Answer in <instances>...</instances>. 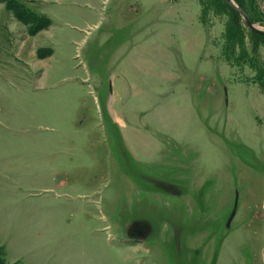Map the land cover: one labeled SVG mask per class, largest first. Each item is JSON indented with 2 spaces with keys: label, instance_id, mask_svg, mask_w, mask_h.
Listing matches in <instances>:
<instances>
[{
  "label": "rangeland",
  "instance_id": "1",
  "mask_svg": "<svg viewBox=\"0 0 264 264\" xmlns=\"http://www.w3.org/2000/svg\"><path fill=\"white\" fill-rule=\"evenodd\" d=\"M221 1L0 0V264H264V38Z\"/></svg>",
  "mask_w": 264,
  "mask_h": 264
},
{
  "label": "trees",
  "instance_id": "2",
  "mask_svg": "<svg viewBox=\"0 0 264 264\" xmlns=\"http://www.w3.org/2000/svg\"><path fill=\"white\" fill-rule=\"evenodd\" d=\"M200 1V5L202 7V15L208 13L211 9L214 10L215 7H218L221 4V0H199ZM238 2V4L244 9V3L241 2V0H236ZM226 2V1H225ZM223 3V2H222ZM224 6L229 7L228 9L233 11L234 14L236 16L240 15L239 13H237L234 9H232L227 2L224 4ZM245 10V9H244ZM246 11V10H245ZM247 12V11H246ZM238 14V15H237ZM248 14V13H247ZM251 19V18H250ZM252 21V20H251ZM237 29L233 28V25H228L227 29L224 33V39H225V44L223 46V55L225 56V59L228 62L231 63H237L239 62L241 59H245V55L246 52L245 51H241L242 55H237L236 54V50L238 47H242L243 46V42L240 39L241 34L237 32ZM255 33V32H254ZM257 34V33H255ZM257 37H263V35L257 34ZM244 57V58H243ZM248 59V58H247ZM249 64L252 65V67L255 68V70L258 72L259 75H261L264 71L257 66L254 62H251L250 60H248ZM0 254L3 257V260L6 256V251L2 248H0ZM14 264H20V263H14Z\"/></svg>",
  "mask_w": 264,
  "mask_h": 264
},
{
  "label": "water",
  "instance_id": "3",
  "mask_svg": "<svg viewBox=\"0 0 264 264\" xmlns=\"http://www.w3.org/2000/svg\"><path fill=\"white\" fill-rule=\"evenodd\" d=\"M227 2V4L234 9L237 13L240 14V16L243 18L246 26L253 32L263 35L264 36V29H262L261 27H258L257 25H255L251 19L249 18L248 14L246 13V11L240 7L239 5H237L233 0H225ZM226 100H227V94H226ZM237 199H238V195H236V200H235V204H234V208L232 210V213L227 221V227H229L231 225V222L233 221L236 212H237Z\"/></svg>",
  "mask_w": 264,
  "mask_h": 264
},
{
  "label": "flooded vegetation",
  "instance_id": "4",
  "mask_svg": "<svg viewBox=\"0 0 264 264\" xmlns=\"http://www.w3.org/2000/svg\"><path fill=\"white\" fill-rule=\"evenodd\" d=\"M170 190H173L174 187L173 186H169ZM128 230H130V236L132 237L131 240H139L138 242H141L144 239V234L142 232V229L140 227V224H137L134 228L133 227H129Z\"/></svg>",
  "mask_w": 264,
  "mask_h": 264
}]
</instances>
